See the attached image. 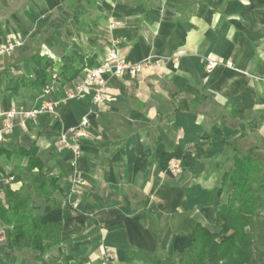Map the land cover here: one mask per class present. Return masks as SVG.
<instances>
[{
    "label": "crops",
    "instance_id": "crops-1",
    "mask_svg": "<svg viewBox=\"0 0 264 264\" xmlns=\"http://www.w3.org/2000/svg\"><path fill=\"white\" fill-rule=\"evenodd\" d=\"M14 38L21 45L0 55V132L19 112L0 142L9 152L0 154V208L10 192L37 188L21 154L35 148L61 190L56 203L37 199L41 223L62 232L39 260L10 246L13 228L0 214V264H139L186 249L198 225L218 231L225 146L264 136V0H0V47ZM111 53L144 67L108 74L104 104L67 100ZM36 55L53 62L50 99L59 104L25 118L44 88L16 94L6 83L35 78ZM208 60L220 64L208 71ZM63 69L78 73L67 81ZM83 118L88 136L76 140L75 159L62 138L72 140ZM76 180L86 183L80 195Z\"/></svg>",
    "mask_w": 264,
    "mask_h": 264
},
{
    "label": "trees",
    "instance_id": "trees-1",
    "mask_svg": "<svg viewBox=\"0 0 264 264\" xmlns=\"http://www.w3.org/2000/svg\"><path fill=\"white\" fill-rule=\"evenodd\" d=\"M34 59L35 78L8 80L7 89L20 94L23 89H43L49 85L53 62L38 55ZM77 73L61 71L67 81L74 79ZM225 147L231 153L219 168L220 202L215 213L221 231L213 233L198 225L190 236L193 242L186 249L171 257L157 251L147 255L148 264H264V154L258 152V148L245 151L238 142L227 143ZM2 153L9 154L0 150ZM21 154L29 160L26 169L36 171L39 184L34 191L25 186L21 192H10L7 196L9 209L0 208V214L13 228L10 246L18 250L30 247L42 260L47 250L60 244L62 226L41 223L37 199L56 203L53 196L60 187L55 178L45 175L35 148Z\"/></svg>",
    "mask_w": 264,
    "mask_h": 264
},
{
    "label": "built area",
    "instance_id": "built-area-1",
    "mask_svg": "<svg viewBox=\"0 0 264 264\" xmlns=\"http://www.w3.org/2000/svg\"><path fill=\"white\" fill-rule=\"evenodd\" d=\"M114 24L112 23V26ZM21 45V42L18 38H14L13 42H10L6 46L0 47V55L4 54H11L18 46ZM208 64L206 66V69L208 71L213 70L215 67H217L220 63L216 62L214 60H208ZM144 64H131L129 62H126L122 60L119 56L116 54H108L105 61L98 67L93 69H85L83 71V77L80 82V84L76 87V89L68 93L67 100L72 99H80L85 96H91L93 101L97 104H104L107 99V75L113 74L115 76H124L128 75L130 77H135L138 73L141 72L143 69ZM58 79L57 74H54L51 80V83L47 85L40 95V99L42 100L41 105L39 108L26 111L21 113L25 118H34L40 113H54L56 110V107L58 106L59 102L53 101L50 99V95L54 89V85ZM19 114V112L12 108L7 114V122L4 126V129L0 132V142L4 140L5 134H7L13 127V120L16 118V116ZM89 119L83 118L81 121V124L78 128H76L73 131V139L69 140L68 138L64 137L62 138V144L69 148L73 154L75 159H79L82 155L81 147L77 143V139L80 138H86L88 136L87 128L89 126ZM174 170L176 172H179L180 169L177 166H173ZM11 181L14 180L13 177L10 178ZM74 186L77 188V190H72L71 193H75L76 195H80L81 190H83L86 187V183L84 181L76 180L74 182ZM80 205V200L76 198L72 202V207L74 209H78ZM3 236H0V242L2 241Z\"/></svg>",
    "mask_w": 264,
    "mask_h": 264
},
{
    "label": "rangeland",
    "instance_id": "rangeland-1",
    "mask_svg": "<svg viewBox=\"0 0 264 264\" xmlns=\"http://www.w3.org/2000/svg\"><path fill=\"white\" fill-rule=\"evenodd\" d=\"M238 144L245 151H249L253 148H258L257 149L258 152H261L262 154H264V136L255 135L252 137H244V138L239 139ZM262 216L264 218V212H263ZM220 231H221V227H219L217 233H219ZM213 233H215V232H213ZM220 240H221V238H220ZM167 257H171V256L168 255ZM139 264H148V263L146 260H143Z\"/></svg>",
    "mask_w": 264,
    "mask_h": 264
}]
</instances>
